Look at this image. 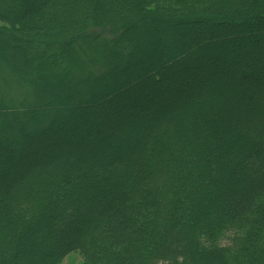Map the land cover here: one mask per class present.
<instances>
[{
    "label": "trees",
    "instance_id": "obj_1",
    "mask_svg": "<svg viewBox=\"0 0 264 264\" xmlns=\"http://www.w3.org/2000/svg\"><path fill=\"white\" fill-rule=\"evenodd\" d=\"M0 23V264H60L72 251L81 264H264V0H0ZM219 24L239 39L205 48L229 34ZM191 26L193 38L163 39ZM134 28L158 29L162 41L136 30L116 40ZM100 39L113 48L87 49ZM8 45L21 48L14 63ZM130 45L146 51L132 56ZM49 74L69 83L58 101L84 111L77 125L90 133L113 103L163 118L131 124L141 132L105 159L99 146L66 150L15 175L17 158L46 149L38 134L54 136L51 149L62 135V113L39 112ZM171 77L185 99L181 87L197 82L195 99L172 100ZM259 85L256 98L243 95ZM71 224L76 234L61 231Z\"/></svg>",
    "mask_w": 264,
    "mask_h": 264
},
{
    "label": "rangeland",
    "instance_id": "obj_2",
    "mask_svg": "<svg viewBox=\"0 0 264 264\" xmlns=\"http://www.w3.org/2000/svg\"><path fill=\"white\" fill-rule=\"evenodd\" d=\"M2 4V3H1ZM180 5V4H179ZM152 6V5H151ZM155 6L157 7H164L165 9H172L171 7H176L178 6V3L175 2H159L157 3ZM1 24V23H0ZM204 28H206V30L208 29L207 25L202 26ZM199 27L197 26H191V27H175L173 28V30H171L169 35H165L164 36V40L165 42H167L169 45L175 46V42H173V39L175 38V36L187 32L189 34L190 37H194V32L198 31ZM215 29L217 31L220 32H224L226 31L227 33H229L226 38H214L212 41H208L204 44L205 48L208 49H213L215 47H217L218 45L223 44V41H230V42H237V38L239 35L235 36L232 29L230 27H227L225 25L219 24L218 26L215 27ZM238 29V28H237ZM136 30L137 33H139V36H141V38L143 39V41H145L146 43L150 41H153L152 43H157V41L161 42L162 41V37L161 34H159L158 29L152 28V29H144V28H134V29H128L124 32V34H119L116 37L117 41H122L123 39H125L126 37L130 36V32ZM256 30H259L258 28H250L247 33L248 34H252V32H256ZM208 31V30H207ZM157 33V34H156ZM156 36L159 37L160 40H156ZM168 36V37H167ZM186 40V39H185ZM188 41V39H187ZM10 46V45H8ZM101 46H105L109 49H112L113 47L111 46V44L109 43H103L100 39V41L97 44H93V49L95 50H91L90 48H87L89 51H96V49H100ZM128 48H130V51L132 56L133 55H137L139 52H145L146 49L145 47L142 45H130L128 46ZM11 53L9 55L6 56V59L8 62L14 63L16 59H18L19 54L21 53V48L20 47H11ZM87 52V51H85ZM125 52H122V59H125ZM91 58H95L98 59L99 57L96 55H91ZM240 57H243V55H240ZM178 72L177 74H175V77H179V74H181V66L178 64ZM263 66H259V68H262ZM168 67L165 66L163 69H167ZM52 73V72H51ZM205 73V72H204ZM45 76V75H44ZM241 77L237 78L236 80L233 79L231 80L232 82L235 83H240ZM171 83L169 84V89H174L175 92L173 93L174 98L173 99H177L179 101L182 102H187V100H193L195 99L194 97V87L197 86V82H192V83H184V85L181 87L182 89H186L190 91V95L188 96L189 99H185V97L180 96L179 92L176 88V85L173 83V77H171ZM183 80V79H182ZM185 80V79H184ZM43 82L45 81H51L53 82V84L55 85L53 87L52 90H49V92L46 95V100L45 103L47 104H43L41 106V108L39 109L40 114L44 117L46 111L52 106L54 109H56L57 112H61L62 113V119L58 120V124L57 127H60L62 130V135H60L61 133H59V138H57V146L56 149L54 148H49L48 145H50L49 143L51 141L54 140V136H52L51 134H48L45 137H40V134H38L36 137L37 139H39V142L43 143L44 147L46 149L42 150L39 149L38 147H34L35 149L38 150L36 155H28L25 154V156H20V158H17L16 163L18 164L17 170L16 167H12L10 168V171L15 170V175H16V171H19V168L21 167V169L25 168L26 166L30 165L31 163H33L35 160L36 161H45V162H49V159L52 158L53 156H55V154H65L67 151L73 152V153H78L80 152L81 148L87 149L89 146H99L100 148V154L104 157L107 158V153H108V147L112 146L115 147L117 149L123 147V146H127L128 144L132 143L134 141L135 136L137 135L136 131H139V133L141 132L140 128L138 126H135V129H137L135 132H129L128 128L129 126H131V124H136L139 125L140 123H142L144 121L145 118L147 117H153V118H163V116L159 115L160 112H163L164 110H160L156 113H149L147 112L144 108L141 110L137 109V110H133L132 112V108H131V104L127 103V101H124V103L117 104V103H113L110 104L109 106L105 105L100 107L94 114V116H92V120L97 122V126L93 127L90 131L85 130L84 128L82 129L79 125V123H77V121L81 122V120L83 119V115H85L84 111L82 110H76L73 109L71 104L66 103V101L64 100L63 102H59L58 98H60L61 96H65L64 94L66 93V89H68V87L70 86L68 82H61L58 81L55 77V75L49 74V76L43 77ZM215 81V80H214ZM264 82V81H263ZM183 83V82H182ZM227 82H224V84L221 85V89L223 86L226 85ZM246 83V82H245ZM240 85V84H239ZM181 86V85H180ZM178 85V87H180ZM203 90L204 93L206 94H211L212 92L215 91H211L212 89L210 88V86L206 85V84H202L200 86ZM248 87V86H247ZM246 87V88H247ZM261 91V86H257L254 88H250L248 89V91L245 92V94L243 95H247L249 97L252 98H256L257 95L260 93ZM114 97V96H113ZM129 101L134 100V98L130 97L128 99ZM176 100V101H177ZM121 102V101H120ZM123 102V101H122ZM133 102H136L135 100ZM167 104H169L171 101H166ZM113 109L114 111H109L110 108ZM113 107V108H112ZM183 110L179 109L176 112H174V114L180 113ZM112 112V113H111ZM84 113V114H83ZM87 114V112H86ZM166 114V113H165ZM46 117V116H45ZM112 130H115L116 133L114 136L111 135V132H113ZM118 133V136H117ZM48 148V149H47ZM80 148V149H79ZM54 149V150H53ZM67 150V151H66ZM103 164L106 163V161L102 160ZM9 170V169H8ZM5 182L6 184L8 183V176H2L1 180ZM2 183V182H1ZM90 207L92 209H95V206L93 204L90 203ZM88 218V214H84L83 216H81L79 218V221L81 224H83ZM80 227L78 224H71L69 227H67L66 229H62L61 231L63 232H71L73 234H76V230H78ZM47 230H49L48 228L44 229V233L42 232L40 239H46L47 237H49L48 235H50V231H48V235H47ZM56 230V229H55ZM46 231V232H45ZM53 232V234L51 235L53 238H56V231L51 230V233ZM43 241V240H42ZM69 241L68 239L65 240ZM40 244L42 243H38V246L36 247L38 250L40 248ZM42 248V247H41ZM40 248V249H41ZM35 249V250H37ZM82 263V259L81 257L78 255L77 252L72 251L69 254H67L63 260L61 261L60 264H81Z\"/></svg>",
    "mask_w": 264,
    "mask_h": 264
}]
</instances>
